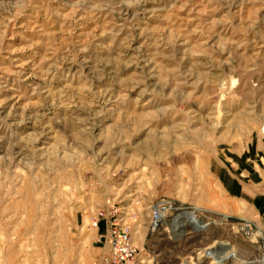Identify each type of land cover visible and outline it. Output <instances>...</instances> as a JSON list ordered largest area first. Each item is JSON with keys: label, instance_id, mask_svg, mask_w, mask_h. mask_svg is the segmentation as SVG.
<instances>
[{"label": "rangeland", "instance_id": "1", "mask_svg": "<svg viewBox=\"0 0 264 264\" xmlns=\"http://www.w3.org/2000/svg\"><path fill=\"white\" fill-rule=\"evenodd\" d=\"M260 133L264 0H0V264H98L111 219L144 264H210L217 238L247 264L219 177ZM159 199L203 229L150 232Z\"/></svg>", "mask_w": 264, "mask_h": 264}, {"label": "crops", "instance_id": "2", "mask_svg": "<svg viewBox=\"0 0 264 264\" xmlns=\"http://www.w3.org/2000/svg\"><path fill=\"white\" fill-rule=\"evenodd\" d=\"M244 160L242 163H235V167L230 172L221 173L219 180H233L235 183L227 184L221 190L226 200L225 207L231 217L243 220H250L257 223L264 229V134H257L251 139L246 151L243 152ZM222 185V184H221ZM222 215L219 212H213ZM94 235L95 247L91 249V255L99 257L106 251V246L102 244L103 231L101 227L96 228ZM100 242V243H99ZM99 243V244H98ZM230 242L227 239H212L207 245L205 253H211L210 264H228L229 258H225L222 262L219 260L218 252L222 246H228ZM93 246V245H92ZM231 247V246H228ZM258 251L256 246H253ZM232 248V247H231ZM220 249L219 251H216ZM232 250L231 257H234Z\"/></svg>", "mask_w": 264, "mask_h": 264}, {"label": "built area", "instance_id": "3", "mask_svg": "<svg viewBox=\"0 0 264 264\" xmlns=\"http://www.w3.org/2000/svg\"><path fill=\"white\" fill-rule=\"evenodd\" d=\"M228 217L222 220L227 222ZM200 220L197 210L191 207L178 206L171 200L159 199L149 207L148 228L156 232L162 225L169 226L181 223L184 231L195 233L194 226ZM106 232L102 235L106 252L98 264H144L140 260V251L132 241L131 229L128 225H121L111 219L106 222ZM231 230L240 233L249 243L257 245L259 254L247 264H264V229L250 220L232 221L229 223ZM93 227L98 228V221L93 222ZM200 232V231H199Z\"/></svg>", "mask_w": 264, "mask_h": 264}, {"label": "bare ground", "instance_id": "4", "mask_svg": "<svg viewBox=\"0 0 264 264\" xmlns=\"http://www.w3.org/2000/svg\"><path fill=\"white\" fill-rule=\"evenodd\" d=\"M172 226H173V225H172ZM174 226H175V228H176V232H177V234H178L179 237H181V236H183V235L185 234V231H184L183 226H182L181 223L174 224ZM202 226H203V225L197 221L194 227H196V229H198V230H199V229L202 230V229H203ZM175 234H176V233H175ZM217 257H218V256H217Z\"/></svg>", "mask_w": 264, "mask_h": 264}]
</instances>
